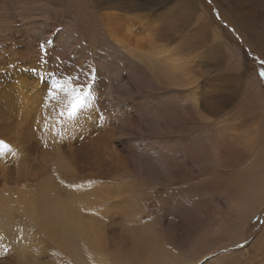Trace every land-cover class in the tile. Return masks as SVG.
Listing matches in <instances>:
<instances>
[{
    "label": "bare ground",
    "instance_id": "obj_1",
    "mask_svg": "<svg viewBox=\"0 0 264 264\" xmlns=\"http://www.w3.org/2000/svg\"><path fill=\"white\" fill-rule=\"evenodd\" d=\"M73 1L64 5L78 11L79 38H106L117 57L136 63L155 85L178 97L185 64L168 47L134 38L138 14L128 0L116 3L124 5L122 11L101 0ZM227 1L229 9L216 0L224 18L245 13L240 29H253L264 44V0ZM51 11L53 18L65 15ZM23 25L15 31L19 35L2 29L0 40V264H157L146 219L155 206L152 190L162 183L143 180L136 159L138 149H149L148 138L160 137L142 133L140 116L150 103L133 96L125 76H119L120 99L113 80L100 79L95 68L86 78L71 58H63V34L53 39V48L51 40L24 37L34 25ZM173 81L179 89L167 84ZM263 206L258 203L250 219ZM263 237L264 231L241 251L228 252L222 264H264ZM245 239L212 249L195 264Z\"/></svg>",
    "mask_w": 264,
    "mask_h": 264
},
{
    "label": "rangeland",
    "instance_id": "obj_2",
    "mask_svg": "<svg viewBox=\"0 0 264 264\" xmlns=\"http://www.w3.org/2000/svg\"><path fill=\"white\" fill-rule=\"evenodd\" d=\"M69 1L0 0V40L2 29L19 35L18 27L34 25L24 37L51 40L56 48L53 39L63 34V58H71L88 79L92 68L100 79L109 77L119 99V76L128 79L133 96L150 103L140 116L142 133L146 138L160 134L148 138L149 149L136 152L143 169L139 176L150 184L162 183L152 190L149 229L142 226L148 244L160 255L155 263L195 264L206 252L246 237V243L232 250H215L199 260L222 264L224 255L241 251L264 231V206L249 216L264 201V44L253 29H240L245 13L227 21L216 0H128L138 14L134 38L168 47L185 64L180 76L185 87L174 98L136 63L117 57L97 32L96 38H88L89 33L79 38L80 24L74 22L78 11L67 9ZM122 1L101 0L108 5ZM222 5L229 9L227 0ZM123 6L115 7L122 11ZM54 9L65 15L53 18ZM167 84L180 88L175 81ZM236 219L242 223L231 225Z\"/></svg>",
    "mask_w": 264,
    "mask_h": 264
}]
</instances>
